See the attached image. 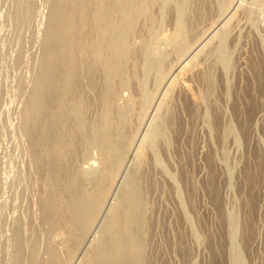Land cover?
I'll use <instances>...</instances> for the list:
<instances>
[{"label":"rangeland","instance_id":"374dc122","mask_svg":"<svg viewBox=\"0 0 264 264\" xmlns=\"http://www.w3.org/2000/svg\"><path fill=\"white\" fill-rule=\"evenodd\" d=\"M57 2L0 0V264H97L113 221L124 245L127 210L138 246L120 264H264V0H129L122 15L113 2L106 23L125 41L112 77L83 0L67 66L77 117L49 24ZM89 34L101 61L81 53ZM72 179L96 208L69 205Z\"/></svg>","mask_w":264,"mask_h":264},{"label":"bare ground","instance_id":"6f19581e","mask_svg":"<svg viewBox=\"0 0 264 264\" xmlns=\"http://www.w3.org/2000/svg\"><path fill=\"white\" fill-rule=\"evenodd\" d=\"M86 1V0H85ZM129 0H93V5L91 8L93 9L92 12V19L94 24V30L97 27H100V33L103 35L102 40V49L106 47V50L108 51V56L104 60L105 68L107 70L108 76L112 77L116 73L115 63L113 60V57L122 54L124 41L120 38V28L119 24L113 25L106 23V17H108V14L111 15L113 9L111 8V4L117 3V10L120 11V15H122L125 11V8L128 6ZM145 1V0H144ZM86 3V2H85ZM87 4V3H86ZM148 4V3H147ZM131 7V6H130ZM143 7V6H142ZM84 9V3L83 0H58L56 3V8L54 13L52 14V17L50 19V29L56 31V38L60 42V57L62 60V63L64 67L66 68L65 71V78H64V88H65V94L66 96L70 97V101L68 106L66 107V110L71 112L72 115L81 116V103L83 102L84 95L82 93V88H78L76 81L79 79H76L72 76L70 70L67 69V66L71 63L73 58V47L80 46L81 42L84 39V25L82 23V14ZM128 9V8H127ZM91 10V9H90ZM147 12V11H146ZM201 12V11H200ZM22 14V13H21ZM24 14V13H23ZM122 17V16H121ZM118 18V16H117ZM197 18V17H196ZM30 19V18H29ZM121 19V18H120ZM23 22V21H22ZM29 22V21H28ZM92 22V21H91ZM127 22V20H126ZM18 24V23H17ZM125 25V23H124ZM19 26V25H18ZM115 26V27H114ZM89 27V26H88ZM92 29V28H91ZM122 29V28H121ZM97 31V30H95ZM88 32V31H87ZM89 33V32H88ZM99 34V33H98ZM93 35V33H92ZM92 35H87L86 40L84 41V45L81 48V53L85 56V58L88 60L89 58H93V61L100 60L98 59L99 54L97 51V47L93 48V38ZM99 37V36H98ZM118 38L121 39V42L118 44ZM120 41V40H119ZM59 44V43H58ZM48 46V45H47ZM100 46V47H101ZM136 51V50H135ZM100 53H104L99 51ZM50 55V54H49ZM107 55V54H106ZM101 56V55H100ZM104 57V56H103ZM122 57V56H120ZM100 58V57H99ZM133 58V57H132ZM102 59V58H101ZM46 60H50V57L46 56ZM83 60V59H82ZM90 60V59H89ZM92 60V59H91ZM101 61V60H100ZM90 61H88L89 63ZM84 63V62H83ZM91 63V62H90ZM84 65V64H82ZM89 65V64H88ZM86 64V66H88ZM118 65V64H117ZM128 65V64H126ZM85 66V68H86ZM93 66V65H92ZM256 66V65H255ZM78 68V67H77ZM84 68V69H85ZM104 68V67H103ZM86 70V69H85ZM48 73V72H47ZM81 75V74H80ZM77 76V77H80ZM89 75V74H88ZM92 75V74H91ZM87 76V75H86ZM85 77V76H84ZM97 77V76H96ZM86 78V77H85ZM88 78V77H87ZM98 78V77H97ZM91 80V79H90ZM89 83V88L87 86L85 87L88 92L90 91V87L94 86L93 82L90 84V81L87 80ZM96 83V81L94 82ZM82 84V83H81ZM209 84V83H208ZM83 86V84L81 85ZM134 86V84H133ZM42 88V82L38 81L35 87V92L33 94V97L30 100L29 106L26 109V115H27V123L31 125L33 122H36L35 120L39 118V113L44 105V100L42 97H40V90ZM99 88V87H98ZM84 90V88H83ZM85 90V91H86ZM99 90V89H98ZM86 93V92H85ZM95 93V92H94ZM96 94V93H95ZM97 95V94H96ZM98 97L100 94L97 95ZM92 100V98H90ZM102 100V98H101ZM86 103V102H85ZM91 106V105H90ZM87 108V107H86ZM245 108V107H244ZM95 110V108H94ZM254 110V108H253ZM242 111V110H241ZM245 111V109H244ZM81 113V114H80ZM245 113V112H244ZM249 113V112H248ZM108 114V113H107ZM240 114V113H239ZM65 115V114H64ZM247 115V114H246ZM130 116V115H129ZM23 117V116H22ZM64 118V117H63ZM243 118V117H242ZM247 118V117H246ZM173 119V118H172ZM79 120V119H78ZM241 121V119H240ZM90 122V120H89ZM247 122V121H246ZM242 123V122H241ZM45 124V123H44ZM36 125V124H35ZM83 125L82 118H80L79 126ZM86 125V124H85ZM30 127V126H29ZM82 128V127H81ZM90 128V127H89ZM172 128V127H171ZM83 129V128H82ZM180 129V128H179ZM87 130V129H86ZM60 131V130H59ZM89 131V130H88ZM88 131L86 134H88ZM106 129L104 130V132ZM61 132V131H60ZM59 132V133H60ZM85 132V131H84ZM109 132V131H108ZM180 132V131H179ZM35 133V132H34ZM62 133V132H61ZM90 133V131H89ZM43 135V134H42ZM127 136V135H126ZM42 138V136H41ZM83 138V137H82ZM89 138V137H88ZM169 138V137H168ZM85 140V139H84ZM98 140V139H97ZM112 140V139H111ZM99 142V141H98ZM75 144V143H74ZM85 144V143H84ZM82 145V144H81ZM91 145V144H90ZM68 146V145H67ZM88 146V145H87ZM75 147V146H74ZM65 143L61 139V134L57 135V141H56V149L58 152L64 153ZM79 148V147H78ZM71 149V148H70ZM69 149V150H70ZM77 149V148H76ZM103 150V149H102ZM112 150V149H111ZM78 151V150H77ZM83 151V149H82ZM70 152V151H69ZM71 153V152H70ZM68 154V153H66ZM179 155V154H178ZM70 156V154H69ZM68 157V156H67ZM44 158V157H43ZM80 158V157H79ZM44 160V159H43ZM73 161V160H72ZM40 162V161H39ZM259 163V162H258ZM58 164V163H57ZM77 164V163H76ZM61 167V166H60ZM64 167V166H63ZM42 168V167H41ZM69 168V167H68ZM64 169V168H63ZM60 171V170H59ZM248 171V170H247ZM18 172V171H17ZM254 173V172H253ZM258 173V172H257ZM57 174V173H56ZM55 176V175H54ZM64 176V175H63ZM246 176V175H245ZM213 180V179H212ZM213 182V181H212ZM136 184V183H135ZM215 185V184H213ZM209 186V185H208ZM211 186V185H210ZM214 187V186H213ZM83 188V187H82ZM143 188V187H142ZM211 189V188H210ZM69 193H70V206L72 208H77L79 206H82L83 201L91 202V205L93 208H96V201H97V193L93 194H83L81 197H78L76 195L78 189H77V181L75 179L70 180L69 187H68ZM215 190V188H214ZM67 191V190H66ZM82 191V190H80ZM138 191V190H137ZM141 191V190H139ZM132 192H135V188H131L129 191V200L132 206H135L134 196ZM144 192V191H143ZM251 192V191H249ZM254 193V192H253ZM250 194V193H249ZM138 198V197H137ZM145 199V198H144ZM250 199V198H249ZM83 200V201H82ZM142 200V199H141ZM139 201V200H138ZM252 202V201H251ZM66 203V202H65ZM139 203V202H138ZM64 204V202H63ZM66 205V204H65ZM143 205V203H142ZM145 205V204H144ZM68 206V205H67ZM69 206V207H70ZM252 206V205H251ZM130 207V206H129ZM68 208V207H67ZM89 208V207H88ZM142 208V207H141ZM47 210V209H46ZM137 211V210H136ZM48 212V211H47ZM132 212L131 210H127L124 212L122 216V220L120 222L122 231L126 234V241L123 243L124 245L119 244L117 240V222L113 221L108 229L107 232L109 235V247L106 248L105 251H102L99 253V255L96 257L97 264H120V257H122L123 254L129 253L134 254L135 251H137L136 245V239L134 240V236L132 234V225H133V218H132ZM139 212V211H138ZM51 214V213H50ZM66 214V213H65ZM81 214V213H80ZM138 215V214H137ZM250 215V214H249ZM73 216V215H72ZM89 216V215H87ZM134 216V215H133ZM78 217V216H77ZM121 218V217H120ZM87 219V218H86ZM119 219V218H118ZM142 220V219H141ZM249 220V219H248ZM58 221V220H57ZM250 221V220H249ZM248 221V222H249ZM65 222V221H64ZM74 222V221H73ZM116 223V224H115ZM119 224V226H120ZM248 225V224H247ZM30 228V227H29ZM80 229V228H79ZM15 231V230H14ZM9 232V231H8ZM57 233V232H56ZM244 238V237H243ZM38 239V238H37ZM34 241V240H33ZM101 242V241H100ZM36 243V242H35ZM106 243V242H105ZM34 244V243H33ZM179 246V245H178ZM72 248V247H71ZM102 248V247H101ZM32 249V248H31ZM37 249V248H36ZM105 249V248H103ZM32 251V250H31ZM36 254V253H35ZM62 254V253H61ZM137 253H135L136 255ZM130 255V256H131ZM25 256V255H24ZM27 256V255H26ZM96 256V255H95ZM129 256V257H130ZM132 258V257H131ZM93 260V259H92ZM153 264V263H152Z\"/></svg>","mask_w":264,"mask_h":264}]
</instances>
